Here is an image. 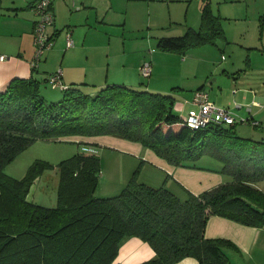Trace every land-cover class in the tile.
<instances>
[{
  "label": "trees",
  "instance_id": "16d2710c",
  "mask_svg": "<svg viewBox=\"0 0 264 264\" xmlns=\"http://www.w3.org/2000/svg\"><path fill=\"white\" fill-rule=\"evenodd\" d=\"M202 2L199 29L158 38L159 49L184 54L223 37L209 0ZM48 77L16 78L0 91V264H113L131 237L155 252L139 264H174L186 257L229 264L224 248L232 243L206 238L208 219L264 226V138L238 136L235 123L190 129L173 113L172 94L123 85H106L96 95L83 85L65 87L60 100L48 102L41 94ZM101 135L141 142L175 167L211 158L229 181L181 200L163 185L138 182L134 173L119 194L96 198L100 159L77 153L57 164L56 206L44 207L27 197L48 163L35 161L20 179L4 172L37 140Z\"/></svg>",
  "mask_w": 264,
  "mask_h": 264
},
{
  "label": "crops",
  "instance_id": "0c3cea01",
  "mask_svg": "<svg viewBox=\"0 0 264 264\" xmlns=\"http://www.w3.org/2000/svg\"><path fill=\"white\" fill-rule=\"evenodd\" d=\"M37 1L0 0V57H4V59L0 58V91H4L13 79L35 77L42 80L57 70L61 71V81L65 87L83 85L82 89L91 95H96V91L106 85H123L142 89L143 87L138 86V82L141 81L138 78V75H141L139 69L144 62H150L151 74L147 77L149 80L144 90L167 94L169 92L163 88L162 80L156 76L158 73L159 75L162 73V69L167 63L174 60L170 58H176L180 64V73L183 71L187 79L190 75L196 77L197 72L201 70H207L211 75H218L220 70L229 73L228 70L232 71L236 67L234 60L231 63L228 61L217 64L208 55L210 49H202L206 45H211L212 48L216 47L217 40L213 44L207 43L190 49V52L186 53L187 58L185 53L184 55L174 52L178 55L157 53L149 60L147 56L139 55L135 60V55H127V38L123 36L124 31L119 47L113 46L111 43V36L117 35L115 27L121 26L120 28L123 30L127 27L126 19L120 22L115 21V14L119 12H113L112 0H55L51 5L55 18L54 23L48 27V34L53 37L54 45L44 54L39 67L34 71L30 61L35 50L33 27L37 17L34 14L33 6ZM186 1L190 2L191 0ZM188 4L196 6L197 12L200 13L201 23L202 0H192ZM209 5L212 15L220 19L223 37L219 39L225 40V35L230 32V28H233L230 26L236 25L240 36L251 37V39L244 40L245 45H248L245 47L261 52L264 57V0H209ZM141 21V18L138 17L136 28L140 27ZM224 22H226V28H224ZM237 29L233 28L235 31L232 32H237ZM68 33L73 41V46L67 48ZM149 54L155 53L151 50ZM105 56L107 61L103 58ZM193 57L197 59L196 62L187 61L188 58ZM246 62L251 67L249 54L246 57ZM206 82L207 80L204 81V78H201L196 86L188 88L191 99L190 102L187 100L185 102L195 108L190 109L186 115H177L186 118L189 114L197 111V107L192 103L193 94L198 89H204ZM184 87L188 86L177 88L182 96H184L183 89H186ZM212 89L210 86V90ZM178 91H176L177 94ZM220 92L222 91L220 90ZM215 97L218 98L216 95ZM234 103L237 109L243 110L239 119H245L248 121L247 123L252 120L264 125V95L257 89L243 87L238 102L234 101ZM174 106L175 102L172 110H174ZM230 113L233 115L232 111ZM73 139L100 147H130L133 149V146L136 145L119 135L75 136ZM136 146L141 147L138 143ZM141 149L145 150L146 154L140 153L139 157L145 158V162L169 177V179L162 180L161 185L176 196H178L177 191L183 190L186 192V196L188 193L198 195L229 181L227 176L221 174V166L205 168L195 163V167H175L158 157L151 149ZM89 154L95 155L94 153ZM174 187L175 189H173ZM205 237L224 239L232 243V246L224 248L229 264H264V226H247L225 217L211 216L205 226ZM154 255V250L147 242L137 237H131L121 245L113 264H139L150 260ZM174 264L201 263L193 257H186Z\"/></svg>",
  "mask_w": 264,
  "mask_h": 264
},
{
  "label": "rangeland",
  "instance_id": "374dc122",
  "mask_svg": "<svg viewBox=\"0 0 264 264\" xmlns=\"http://www.w3.org/2000/svg\"><path fill=\"white\" fill-rule=\"evenodd\" d=\"M112 1L114 8L113 12H119L115 14V21L120 22L126 19L127 27L125 30L120 28L121 26L115 27V29H117V35L111 36V43L113 46L117 45L119 47L122 42V32L124 31L123 36L127 38V55H135V60L139 55L147 56L148 60L152 56L155 57L157 53L178 55L176 53L174 54V52L159 49L157 46L158 38L182 36L189 28L197 30L200 26V13L197 12V8L194 5L195 2L190 6L188 4L192 2V0L190 2L186 0ZM138 17H140L142 21L139 23L140 27L136 28ZM225 23L226 22L223 24L224 28H226ZM230 27L237 29L236 25ZM233 28H230V32L225 35V40L217 39L216 47L212 48L213 46L206 45L202 48L210 49L208 50V55L212 58V61H216L217 64L226 63L228 61L231 63L234 60L236 67L232 69V71L228 70L229 73H224V71L220 70L218 72L219 74L217 73L218 75H211L207 70H201L197 72L198 74L196 77L190 75L187 79L183 71L180 73V64L176 58H170L174 60L167 63L160 75L158 73L157 76H155L162 80L163 88L169 93L172 92L174 95L175 106L173 113L176 115H186L190 109L195 108L185 102V100L190 102L191 99L188 88L196 86L198 81L204 78V81L207 80L204 90L208 93L209 100L213 101L216 106L220 108L225 107L228 111L231 110L233 112L237 121L235 123L236 134L243 138H256L260 140L264 138V125L260 124L254 126L252 120L247 124L238 122L239 118H241L240 113L243 112V110L237 109L234 101L238 102L240 91L245 86L255 88L264 95V57H262L261 52L255 49H247L245 46L248 45H245L246 43L244 40L251 39V37L248 36L243 38L239 35L238 29L237 32H232L235 31ZM151 50L155 54L150 55L149 53ZM189 52L190 50L185 52V54ZM248 54L251 58V67L250 64L248 66L246 62ZM185 56L187 58L188 55L186 54ZM103 58L107 61L106 56ZM189 58L187 60L188 62L197 61L195 57ZM104 64L106 65V62ZM139 75L138 78L139 80L141 79V81L138 82V86L144 89L147 87V81L149 79ZM179 86H188L184 87L186 89L182 91L184 92L182 93L184 96L178 91L177 88H179ZM210 86L213 88L212 90H210ZM220 90L222 92H220ZM176 91H178V94L181 96L178 95ZM62 93V89L53 88L50 84H43L41 88V94L48 102H57L60 100ZM215 95L218 96V98H216ZM183 107L185 109H182ZM244 110L246 109L244 108ZM127 141L136 145L138 143L141 147L136 145L133 146V149H130V147H100L94 144L88 145L79 139H73V137L37 140L18 153L15 158L7 164L4 172L13 178L20 179L24 177L29 166L35 161L48 163L50 166L46 167L34 181L27 197L33 203L44 207L56 206V191L59 182L57 164L77 153L87 155H90L89 153H94L100 159L101 172L94 193V197L96 198H109L119 194L134 173L136 174L137 181L140 183L155 187L162 186L161 181L165 178L169 179V177L156 170L153 165L144 161L145 158L142 159L143 157H139L138 155L140 153L146 154L144 153L145 150L141 148L146 149L147 147L138 141ZM196 164L205 168L221 166L219 162L208 157H203ZM173 189H175V187ZM180 189L182 188L180 187ZM183 191H177V197L181 200L186 198V192Z\"/></svg>",
  "mask_w": 264,
  "mask_h": 264
},
{
  "label": "built area",
  "instance_id": "2783aa9c",
  "mask_svg": "<svg viewBox=\"0 0 264 264\" xmlns=\"http://www.w3.org/2000/svg\"><path fill=\"white\" fill-rule=\"evenodd\" d=\"M55 0H38L33 7L36 21L33 27V43L35 46L34 55L30 61L31 68L38 66L43 55L51 49L54 44L53 37L48 34V27L54 23V13L51 5ZM73 41L69 33L66 38V47H72ZM4 59L3 56L0 57ZM140 73L144 78L151 74V63L144 62L140 67ZM48 82L53 88L64 89L65 86L61 81V71L57 70L48 77ZM192 103L197 107V111L189 114L186 124L190 129H200L206 127L210 123L218 124H234L235 117L225 108L216 106L209 100L208 93L204 89H198L194 92ZM238 122L247 123L245 119H239ZM254 126L257 122H252Z\"/></svg>",
  "mask_w": 264,
  "mask_h": 264
}]
</instances>
